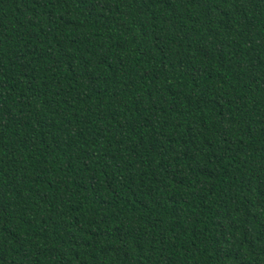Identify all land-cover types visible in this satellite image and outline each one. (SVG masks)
<instances>
[{"label":"trees","instance_id":"obj_1","mask_svg":"<svg viewBox=\"0 0 264 264\" xmlns=\"http://www.w3.org/2000/svg\"><path fill=\"white\" fill-rule=\"evenodd\" d=\"M0 264H264V0H0Z\"/></svg>","mask_w":264,"mask_h":264}]
</instances>
